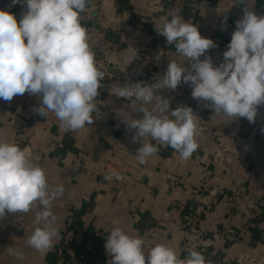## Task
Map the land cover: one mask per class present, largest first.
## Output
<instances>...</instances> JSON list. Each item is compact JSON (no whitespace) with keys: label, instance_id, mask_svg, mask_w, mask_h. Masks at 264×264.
<instances>
[{"label":"crops","instance_id":"0c3cea01","mask_svg":"<svg viewBox=\"0 0 264 264\" xmlns=\"http://www.w3.org/2000/svg\"><path fill=\"white\" fill-rule=\"evenodd\" d=\"M172 1L91 0L87 13L99 17L114 45L109 66L115 71L107 72L111 78L103 107L98 104L91 125L62 131L54 113L46 118L33 112L40 106L36 95L25 93L10 102L0 99V139L27 150L45 169L49 183L65 188L63 196L53 202L60 233L54 247L41 256L27 246L35 227L33 213L8 214L0 220V264H110L106 229L114 227L149 242L146 253L156 244H165L184 258L192 249L183 233L187 214L216 192L233 188L241 192L232 219L237 240L224 243L208 238L200 249L208 254L206 260L211 264H264V218H255L254 212L264 208V105L258 107L254 123L246 118L229 121L214 111L199 114L193 104L181 98L183 82L175 90H158L156 94L169 99L171 109L192 107L200 127L207 122L208 131L198 138L199 148L190 159L182 160L171 147H161L146 165H140L133 156L141 144L131 142L135 130L128 131L118 113L128 112L134 119H141L143 113L132 112V100L108 91L115 84L153 83L164 75V65L170 60L184 62L155 27L170 12ZM247 4L257 15H264V0H247ZM243 9L239 0H190L179 13L196 24L203 37L214 41L216 47L206 55L218 66ZM25 10L15 12L18 21ZM156 34L158 40L153 38ZM130 47L138 54L131 62ZM184 66L189 67L187 61ZM153 106L154 102L147 105ZM112 171L124 178L106 181L104 176ZM70 223L75 224L78 239L57 261L62 230ZM10 246L20 248L25 259L8 255Z\"/></svg>","mask_w":264,"mask_h":264},{"label":"clouds","instance_id":"9594fccd","mask_svg":"<svg viewBox=\"0 0 264 264\" xmlns=\"http://www.w3.org/2000/svg\"><path fill=\"white\" fill-rule=\"evenodd\" d=\"M90 3L11 0L12 5L21 4L26 9L19 21L11 11L0 9V99L10 102L25 93L38 96L40 106L33 112L46 118L54 113L62 131H78L93 123L105 72L97 66L88 29L82 23ZM239 3L244 5L243 16L236 21L218 66L206 55L216 47L214 41L203 37L196 24L173 10L162 23L155 24L156 31L174 45L189 67L170 60L164 75L151 84L125 83L108 88L116 97L132 100V112L143 113L141 119L132 118L128 112L118 113L126 129L135 130L131 142L141 144L133 156L140 165H146L161 147H171L185 161L199 148L202 129L193 108L181 105L171 109L169 99L156 94L158 90H175L183 82L191 87L192 99L216 115L229 121L246 118L255 122L258 107L264 105V15H257L247 0ZM222 25L226 26V18ZM137 55L130 47L129 61ZM153 102V107H147ZM123 178L117 171L104 176L106 181ZM64 192L62 184L53 187L49 183L45 169L27 150L0 139V220L8 214L33 213L35 227L26 244L41 256L54 247L60 234L53 202ZM106 231L110 264H210L194 249H188L184 258L165 244H156L146 253L149 242L142 237L120 227ZM6 251L20 261L25 259L20 248L10 246Z\"/></svg>","mask_w":264,"mask_h":264},{"label":"built area","instance_id":"2783aa9c","mask_svg":"<svg viewBox=\"0 0 264 264\" xmlns=\"http://www.w3.org/2000/svg\"><path fill=\"white\" fill-rule=\"evenodd\" d=\"M190 4V0H173L171 5V11L175 10L179 13L183 4ZM0 9L11 11L14 15L15 12L22 10L21 4L12 5L11 0H0ZM84 26L89 32V44L93 46V51L96 53L97 66L100 70L105 72L103 88L99 90L100 94L96 98L97 104L103 107L102 101L106 93L108 82L111 78L107 73V67H109V59L114 50V45L108 40V35L104 28L101 26L98 16H94L90 13L85 14V18L82 21ZM158 40V34L153 36ZM167 69L168 66L164 65ZM181 89L184 93V89L188 90V94L183 98L189 103L193 104L198 113L203 115L204 110L213 112L211 108L203 107V103H198L191 97V87L188 84L183 83ZM206 117V116H204ZM202 133L208 131V123L206 122L201 126ZM241 192L239 188H233L230 191L216 192L211 197L206 198L201 202L192 212H189L183 224V233L185 235V242H187L192 249L201 252L206 259L208 254L203 253L200 249L201 242L205 239L213 238L218 239L224 243L234 242L237 240L236 232L232 226V219L235 214V203L239 201ZM257 217L264 218V208L254 209ZM74 223H70L63 230L56 253L57 261L61 260L71 247L76 243L78 234ZM208 261V260H206ZM211 264V262H210Z\"/></svg>","mask_w":264,"mask_h":264},{"label":"rangeland","instance_id":"374dc122","mask_svg":"<svg viewBox=\"0 0 264 264\" xmlns=\"http://www.w3.org/2000/svg\"><path fill=\"white\" fill-rule=\"evenodd\" d=\"M180 93H181V98H183L185 95H187L188 94V90L187 89H184V93H182V91H180ZM184 99V98H183ZM237 203V202H236ZM235 203V204H236ZM235 207H236V205H235ZM255 218H258L256 215H255ZM260 218V217H259ZM258 218V219H259ZM262 218V217H261Z\"/></svg>","mask_w":264,"mask_h":264},{"label":"water","instance_id":"95a60500","mask_svg":"<svg viewBox=\"0 0 264 264\" xmlns=\"http://www.w3.org/2000/svg\"><path fill=\"white\" fill-rule=\"evenodd\" d=\"M107 72L110 74H115V71L112 69V67H107Z\"/></svg>","mask_w":264,"mask_h":264},{"label":"trees","instance_id":"16d2710c","mask_svg":"<svg viewBox=\"0 0 264 264\" xmlns=\"http://www.w3.org/2000/svg\"><path fill=\"white\" fill-rule=\"evenodd\" d=\"M145 83L150 84L151 82L150 81H146Z\"/></svg>","mask_w":264,"mask_h":264}]
</instances>
